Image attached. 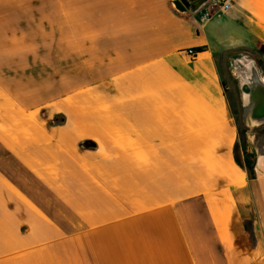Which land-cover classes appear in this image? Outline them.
<instances>
[{
	"label": "crops",
	"instance_id": "1",
	"mask_svg": "<svg viewBox=\"0 0 264 264\" xmlns=\"http://www.w3.org/2000/svg\"><path fill=\"white\" fill-rule=\"evenodd\" d=\"M242 58L264 66V0L205 22L181 0H0V264H264Z\"/></svg>",
	"mask_w": 264,
	"mask_h": 264
},
{
	"label": "water",
	"instance_id": "2",
	"mask_svg": "<svg viewBox=\"0 0 264 264\" xmlns=\"http://www.w3.org/2000/svg\"><path fill=\"white\" fill-rule=\"evenodd\" d=\"M206 0H181V2L191 11L195 12L199 6ZM234 62L235 71L238 78V86L241 90L242 102V120L249 125L250 118L256 120L260 124H264V80L258 73L257 68L246 59H236ZM251 65V70L245 65ZM83 147L93 146L90 140H84L81 143Z\"/></svg>",
	"mask_w": 264,
	"mask_h": 264
},
{
	"label": "rangeland",
	"instance_id": "3",
	"mask_svg": "<svg viewBox=\"0 0 264 264\" xmlns=\"http://www.w3.org/2000/svg\"><path fill=\"white\" fill-rule=\"evenodd\" d=\"M53 54H54V56H53L54 60H58L57 52H53ZM236 65L237 64L234 61H231L229 63V65H227V67L225 68V71H226V75H227L226 82L228 84L229 83L231 84L233 92H234L233 96L231 98V104L233 105L232 107L234 110L235 121L237 122V124L239 126V130H240L239 141H238L237 147H236V156L244 164L245 159L249 160L250 162H253V157L255 155V151H256L260 141L264 139V124L249 126V125H246L242 120L241 90L238 86V78H237V74L235 71ZM257 65H258L257 66L258 73L264 78V76L262 74L264 66L259 61L257 62ZM60 69H61V71L68 70V68H60L58 66L56 68H53V69L51 68V70H53V71L55 70L57 73H59ZM53 71H52V74H53ZM66 73H67V71H66ZM68 75L72 76V73L69 72ZM56 83L57 82L51 81V83H50L51 87H52V85H54ZM246 154L248 157H246Z\"/></svg>",
	"mask_w": 264,
	"mask_h": 264
},
{
	"label": "built area",
	"instance_id": "4",
	"mask_svg": "<svg viewBox=\"0 0 264 264\" xmlns=\"http://www.w3.org/2000/svg\"><path fill=\"white\" fill-rule=\"evenodd\" d=\"M232 2L233 0H206L197 10L199 21L205 22L213 15L226 11L231 6ZM185 52L190 56H195L197 50L189 48Z\"/></svg>",
	"mask_w": 264,
	"mask_h": 264
},
{
	"label": "trees",
	"instance_id": "5",
	"mask_svg": "<svg viewBox=\"0 0 264 264\" xmlns=\"http://www.w3.org/2000/svg\"><path fill=\"white\" fill-rule=\"evenodd\" d=\"M246 157H248L247 154H246ZM235 159L237 163H239V165L243 166V168L247 172V175L249 177H252L254 174L253 162H250L249 160L245 159L244 164H243V162H241L236 155H235Z\"/></svg>",
	"mask_w": 264,
	"mask_h": 264
},
{
	"label": "bare ground",
	"instance_id": "6",
	"mask_svg": "<svg viewBox=\"0 0 264 264\" xmlns=\"http://www.w3.org/2000/svg\"><path fill=\"white\" fill-rule=\"evenodd\" d=\"M246 66H247V68L249 69V70H251V65H249L248 63H246L245 64ZM262 80H264V78L262 77L261 78ZM249 126H255V125H259V123L258 122H256V120H254V119H252V118H250V121H249Z\"/></svg>",
	"mask_w": 264,
	"mask_h": 264
}]
</instances>
